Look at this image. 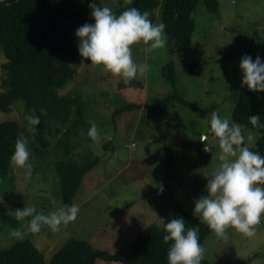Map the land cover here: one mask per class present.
<instances>
[{
	"label": "rangeland",
	"instance_id": "374dc122",
	"mask_svg": "<svg viewBox=\"0 0 264 264\" xmlns=\"http://www.w3.org/2000/svg\"><path fill=\"white\" fill-rule=\"evenodd\" d=\"M100 1L116 11L131 0ZM215 1L213 11L199 1L189 46L171 50L167 44L147 53L142 45L133 47L135 61L150 70L130 84L76 61L74 79L61 95L81 104L88 128L66 142L62 133L47 135L50 145L41 158L34 133L26 128L24 108L17 107L7 117L17 120L20 133L28 137L32 167L13 165L0 186V250L29 241L49 264L57 250L78 239L115 253L149 225L163 228L157 217L166 222L179 205L204 223L193 214L194 201L206 195L207 179L219 163L218 143L207 120L213 110L232 120L241 85L239 61L245 54L253 59L264 54V0ZM156 14L155 23L163 22L161 9ZM168 65L174 67L175 86L162 73ZM174 95L197 111L178 102L154 114L148 110ZM260 100L264 105V92ZM93 122L99 142L87 135ZM255 135L257 142L260 134ZM61 139L64 146L58 143ZM63 148L79 167L89 166L71 203L79 208L76 220L55 232L44 226L39 233L13 238L10 230L19 223L11 211L35 206L48 214L65 205L55 165L64 157ZM12 193L15 200L5 199ZM202 246L204 259L211 264H264V222L252 237L229 229L225 241L211 231Z\"/></svg>",
	"mask_w": 264,
	"mask_h": 264
},
{
	"label": "trees",
	"instance_id": "16d2710c",
	"mask_svg": "<svg viewBox=\"0 0 264 264\" xmlns=\"http://www.w3.org/2000/svg\"><path fill=\"white\" fill-rule=\"evenodd\" d=\"M199 1L131 0L128 6L113 12L119 14L126 8L136 7L141 12L149 11V18L155 23L157 10L161 9L168 44L171 50H177L192 42ZM90 2L91 0H5L0 3V186L13 168L10 157L15 140L21 134L20 123L7 118L17 107L22 106L26 115L33 110L40 115V124L34 133L39 146L35 147L38 158L49 148L47 135L62 133L66 142L69 137L76 136L78 130L88 128L81 104L61 95V90L73 81V65L76 61L88 64L77 52L74 32L82 24L92 22L88 8ZM204 2L211 11L216 9L215 0ZM96 3L102 6L100 0H96ZM198 72L195 69V73ZM162 73L167 81L176 85L172 65L165 66ZM260 95L261 93L250 92L246 86L240 85L232 120L251 128L248 117L259 115L261 123H264V105ZM175 102L197 111L176 95L162 100L148 110L154 114ZM41 109L44 111L41 112ZM54 123H59L60 127L52 129ZM253 131L260 134L254 150L264 155V128ZM58 143L64 146L62 139ZM63 149L64 157L55 165L63 202L71 205L89 166L79 167L75 160L67 158V151ZM13 197L15 200L14 193L5 195V199L10 201ZM174 216L182 217L186 228H199V242L202 245L211 232L208 226L192 218L182 205L177 207ZM163 234V228L149 225L132 242L115 253L96 249L83 240L72 239L52 255L49 264H167L168 245L162 241ZM0 264H44V259L31 242L21 241L6 250H0ZM201 264L211 263L204 259Z\"/></svg>",
	"mask_w": 264,
	"mask_h": 264
},
{
	"label": "clouds",
	"instance_id": "9594fccd",
	"mask_svg": "<svg viewBox=\"0 0 264 264\" xmlns=\"http://www.w3.org/2000/svg\"><path fill=\"white\" fill-rule=\"evenodd\" d=\"M91 23L79 26L74 37L77 52L89 66L99 67L130 84L150 68L146 63H137L133 58V47L144 46V51L164 49L168 35L163 22L153 23L149 11L141 12L129 7L116 14L108 6H100L96 0L88 4ZM241 86L250 92H264V61L257 55H243L239 61ZM231 109H229L230 111ZM41 112L44 109L40 110ZM251 128H245L213 110L207 123L209 131L217 140L219 163L210 173L205 185L206 195L194 201L193 214L199 217L212 233L222 240L228 239V230L234 229L245 237L255 235L256 226L264 222V155L255 151L256 135L253 129L264 128L259 115L248 117ZM40 124V115L35 110L26 116V128L35 133ZM87 135L100 141V132L93 122ZM29 139L24 134L17 136L10 157L17 168H31ZM19 223L10 230V235L23 239L27 234L39 233L47 226L55 232L62 225L76 220L79 208L63 205L45 214L35 206L11 211ZM155 214V213H154ZM163 227L162 241L168 245L167 264H201L205 249L199 242V228L185 226L182 217L174 216L166 222L158 218Z\"/></svg>",
	"mask_w": 264,
	"mask_h": 264
}]
</instances>
